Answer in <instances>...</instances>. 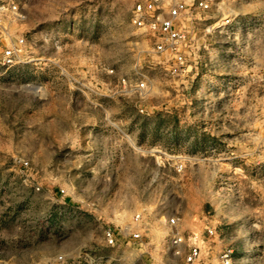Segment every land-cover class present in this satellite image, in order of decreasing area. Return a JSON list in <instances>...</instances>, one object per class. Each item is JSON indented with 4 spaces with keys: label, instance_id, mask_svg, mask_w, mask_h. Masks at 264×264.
<instances>
[{
    "label": "rangeland",
    "instance_id": "rangeland-1",
    "mask_svg": "<svg viewBox=\"0 0 264 264\" xmlns=\"http://www.w3.org/2000/svg\"><path fill=\"white\" fill-rule=\"evenodd\" d=\"M5 1L24 19L0 16V47L24 43L0 66V264H183L176 232L264 264V0H217L181 76L133 0Z\"/></svg>",
    "mask_w": 264,
    "mask_h": 264
},
{
    "label": "built area",
    "instance_id": "built-area-1",
    "mask_svg": "<svg viewBox=\"0 0 264 264\" xmlns=\"http://www.w3.org/2000/svg\"><path fill=\"white\" fill-rule=\"evenodd\" d=\"M217 0H133L131 9V23L150 41V53L155 55L159 63H165L169 74L181 76L191 68L189 61L195 65L199 63L200 53L206 49L204 43L196 40V31L201 23L207 20L204 17ZM8 15L15 21H23L24 15L13 2L0 0V16ZM231 24L229 19L222 20L219 26L211 25L210 29H223ZM220 27V28H219ZM215 31V30H214ZM209 32V31H208ZM210 33V32H209ZM23 38H18L5 47H0V66L12 67L21 53ZM139 90L146 88V79L138 84ZM140 214L135 215L134 222H140ZM179 219L171 217L167 224L175 228ZM207 235L212 236L213 230L208 229ZM103 236L106 245L114 246L117 243L116 234L111 228H105ZM132 240L140 241L139 231L130 233ZM196 236L185 240L178 232L169 238V248L173 254L180 257L183 264H207L202 252L196 245ZM59 264H68L61 256L57 258ZM232 250L225 249L218 256L217 264H232Z\"/></svg>",
    "mask_w": 264,
    "mask_h": 264
}]
</instances>
